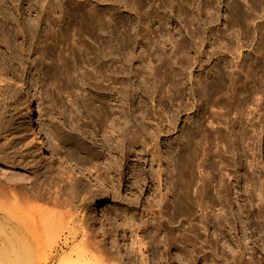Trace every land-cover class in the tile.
<instances>
[{"label": "rangeland", "instance_id": "rangeland-1", "mask_svg": "<svg viewBox=\"0 0 264 264\" xmlns=\"http://www.w3.org/2000/svg\"><path fill=\"white\" fill-rule=\"evenodd\" d=\"M22 87L48 158L30 145ZM177 160L190 184L178 215ZM96 201L121 233L132 207L190 236L194 262L173 249L159 261L145 240L146 264H240L243 226L238 257L264 261V0H0V220L34 244L32 264H58Z\"/></svg>", "mask_w": 264, "mask_h": 264}, {"label": "bare ground", "instance_id": "bare-ground-1", "mask_svg": "<svg viewBox=\"0 0 264 264\" xmlns=\"http://www.w3.org/2000/svg\"><path fill=\"white\" fill-rule=\"evenodd\" d=\"M239 10H240V12L239 11L235 12L237 14V18H239L238 20H240V17L242 16L241 9L239 8ZM234 11H235V9H234ZM22 91H23V94H22V97L20 100L21 105L23 106L22 107V113H21V120H22V122L25 123V126H26L25 129L31 138L30 145L34 148V150H36V152L39 156H43L44 158H48V157H50L51 147L48 144V141H47L45 134L43 132V128L40 125L41 123H40V120L38 118V110H37V106H36L35 101H34V99H35L34 94L28 88L22 87ZM180 160H177L175 163V169H176L175 178L177 180H176L175 185H174L175 200H174V205L172 206L173 207L172 211L174 210L176 215L184 213V210L186 207V206H184L186 204L184 202V198H185L184 194H185V192H187L186 189H188V191H189V188H186V187H188L190 185L189 183H187L188 184V186H187V184L185 183L186 181L184 182V180H182V179H185V176L183 173V171H184L183 170V164L181 163L182 161H180ZM66 168H68L73 174H76L78 177L86 178L87 181L89 180L88 182L92 183L94 186L97 185L95 183V181L92 180L90 178V176L81 168H79L73 164H68ZM73 174H72V176H73ZM179 180H181V182H179ZM182 181L184 183H182ZM255 183L257 184V182H255ZM252 184H254V182ZM207 188H206V192H204V194L210 195V188L209 187H207ZM196 190H198V189H196ZM196 193L199 194L197 191H196ZM199 196L198 195L196 196L195 202L193 200H191V201L198 204L200 202L201 198L202 197L204 198L203 195H202V197L200 196V198H199ZM259 196H260V194H259ZM186 198H187V196H186ZM164 199L165 198L161 199L162 202H160V206L162 207L161 210H163L165 208ZM258 200H259V198H258ZM97 202H99V201L93 202L90 205L91 209L89 210V217H87V218H89L88 223H90V224H87V225H90V226H88V229H87V226L85 225V223L83 222V225L86 227L84 228L82 225V227L84 228L83 230L81 229L82 232L81 233H79V232L75 233L74 232L75 234H73L74 240H77L78 238L82 237L79 240V241H81L80 245L74 246L70 250V252H69L70 254L69 253H68V255L65 254L66 255L65 257H63L61 260L59 259L60 261H58V264H104L105 262H108V264H121L123 260H124V262L127 261L129 264H146L145 261H143L144 259L142 261L137 260L136 255H137V253H140V255L143 256L144 254L142 252V249H145L148 247L147 248V250H148L150 244L155 245L156 248H155V250H153V252L156 254V257H158L157 259L159 261L165 260V262H166L167 253L169 252L170 249H173L175 251L176 255L180 258V260H182V258H184V257H182V255L186 254L187 256L186 255L185 256L187 258L189 257V259L192 262H194L193 261L194 256H191V255L193 253H195L196 251L194 250L192 254L186 253L188 251L185 250V247H190L192 245V242H191L190 236L186 235L185 232H183L181 230V227L179 228V226H177L178 228H176V229L174 228L172 232H169L170 230L168 231L167 227L160 220H159L160 222L158 223V226H153V224L150 225L149 220L142 221L139 224L138 218H137L139 216L137 215V213L132 212L133 211V210H131L132 207L131 208L129 207L128 209L124 210V213L121 216L122 223H120V224L123 225L122 226V233H121L120 227H116L115 224L113 223L114 222L113 217L111 219L106 220L108 222L107 225H105V226L101 225L102 223L100 221V213H99V210L97 208ZM169 211H170L169 209L166 210L167 213H169ZM171 214L172 213H170V215ZM259 214L260 213H258V215ZM242 216H244V214ZM245 217H248V216H245ZM171 219L172 218L170 217L169 218V224H170V222H172ZM255 219H256V217H255ZM220 220H222V218ZM260 220H261V218H260ZM203 221H205V220H203ZM246 221H247V223L250 222L247 219L245 220V222ZM3 222H4V219H3V221L0 220V264H32L33 257H34V250H35L34 244H32L27 238H25L23 235H20L18 232L9 231ZM223 222H221V223L225 224ZM255 222H256V220H255ZM257 222H259L258 219H257ZM229 223H231V222H229ZM260 223H258V224H260ZM242 224L245 225L246 223H242ZM256 224H255V226L257 227ZM148 225H150V227L152 226L153 228H150ZM243 225H241V226H243ZM246 225H248V224H246ZM243 227H244V231L242 229L240 232L242 234H240V236L238 235L239 240H241L243 238V243L240 242V245H239L240 249L242 251V252H240V253H242V255L239 254L240 256H244V253L247 251L246 250L247 247L245 248V246H244V240H248V242L250 240V237H248L249 234H247V232H246L247 227L246 226H243ZM248 227H249V225H248ZM260 227H261V225H260ZM196 229L197 228H194L195 232L193 231L195 236L199 233L197 231L198 233L196 234ZM258 230H259V233L263 232V231H261L263 229L260 230V228H259ZM96 231H98L97 233H99L101 235V236L100 235L99 236L104 239L103 243L101 242L102 244H100V242H98V240H99V238L97 240L98 236L92 235V233L93 232L95 233ZM226 232H225V234H226ZM217 233H218V231H217ZM225 234L220 233L219 235H221V236L224 235L223 238H226V242H227L228 240H227V236ZM261 234H263V233H261ZM54 235L58 236V234H54ZM96 235H98V234H96ZM55 236H53V237H55ZM199 238H200V236H199ZM217 238L219 240L220 237H217ZM236 238H237V236H236ZM51 239L53 240L54 238H51ZM51 239H47V240L52 241ZM206 239H207V236H206ZM145 240L147 241V244H148L147 247H146ZM218 240H216V241H218ZM54 241H55V239H54ZM54 241H52V243ZM122 241L124 242V244L121 243ZM227 243H229V241ZM206 244H207L206 246H208V248L211 249L212 245L210 244L209 238H208V240H206ZM229 244L232 245L231 243H229ZM49 245H50V243H49ZM230 245H228V246L231 247ZM217 246H216V248H217ZM216 250H218V249H216ZM234 250H235V248H234ZM236 251L237 250H235L234 253L239 252V251H237V252ZM164 252H166V253H164ZM247 254H249V253H247ZM232 255H234L235 257L237 256L236 254H232ZM237 257L235 258L236 262L238 261L240 264H249V262H248L249 260L247 262H245L246 260L244 261L243 260L244 258L238 257L241 259L237 260L238 259ZM249 258L250 257H248V259ZM245 259H246V257H245ZM168 260H170V259H168ZM232 260H233V258H232ZM251 260L252 259H250V261ZM197 261L198 260L195 259V262H197ZM205 261L208 262V264H209L208 259H206ZM235 261H233V262H235ZM260 261H262V260H260ZM260 261H258V262H260ZM252 262H253V260H252ZM252 262H251V264L254 263V262L253 263ZM167 263H169V262H167ZM258 264H264V261H262Z\"/></svg>", "mask_w": 264, "mask_h": 264}]
</instances>
